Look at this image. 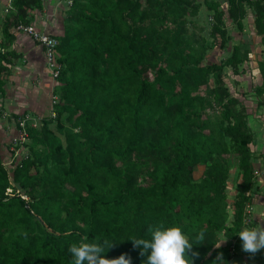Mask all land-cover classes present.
Returning a JSON list of instances; mask_svg holds the SVG:
<instances>
[{
	"label": "trees",
	"instance_id": "obj_1",
	"mask_svg": "<svg viewBox=\"0 0 264 264\" xmlns=\"http://www.w3.org/2000/svg\"><path fill=\"white\" fill-rule=\"evenodd\" d=\"M193 2L72 0L59 38V102L54 118H43L37 132L29 129L43 148H32L15 167L19 190L0 156V264H72L71 244L103 240L113 242L105 258L126 255L131 264H144L151 249L142 256L130 239H151L148 228L160 223L182 229L193 243V264H233L220 235L235 240L245 229L256 175L253 134L223 68L236 74L247 56L234 46L222 64L197 66L184 38L183 15ZM226 2L224 11L204 0L210 34L222 48L226 15L242 30L250 10L264 34V0ZM32 9L42 10L43 0H13L0 28V97L18 58L11 49L15 31L31 24ZM208 78L213 87L206 98L200 87ZM256 92L264 93V81ZM63 116L70 127L65 146L49 128L53 122L61 128ZM231 153L239 156L241 182L228 225ZM199 164L205 170L195 180ZM257 264H264V249Z\"/></svg>",
	"mask_w": 264,
	"mask_h": 264
},
{
	"label": "rangeland",
	"instance_id": "obj_2",
	"mask_svg": "<svg viewBox=\"0 0 264 264\" xmlns=\"http://www.w3.org/2000/svg\"><path fill=\"white\" fill-rule=\"evenodd\" d=\"M44 1V0H43ZM57 3L61 2L63 9L61 13L65 19L68 9L71 7L72 0H56ZM218 2L221 9L227 11L226 0H214ZM12 9L10 10V12ZM44 12L42 10L32 9L29 12L31 22L33 21V12ZM247 16L243 20V29L240 30L235 23H233L228 16H225V25L228 34V41L224 48L221 47L220 42L214 39L210 32L212 27V13L204 5V0H194V2L188 7V12L183 15L185 21V34L184 38L192 45L194 56L198 60L197 66L207 67L210 64H222L224 60L229 58L233 52L234 46L240 48V53L247 56L246 62L240 65L238 73H234L229 67L223 68V77L225 86L228 88L232 97L239 101V110H243L249 124L251 133L253 134V142L251 144L252 149V162L255 171L259 172L260 176H256V180L252 186V199L251 203L247 206L246 210V227L254 228L258 224L264 226V93L258 94L256 87L260 86L264 81V34L257 32L254 24V16L250 10H248ZM9 13H7L2 19H0V28L2 27L5 19ZM169 26H172L169 24ZM63 28L65 29V23L63 20ZM28 36L20 37L16 36V40L11 49L15 50L18 54V58L15 61L14 66L11 68L6 78V87L10 92L21 94H28L33 92L36 87L39 91L45 92V87L49 92L50 106L47 112L41 113H24L13 118L14 121H6L3 129L5 133L0 135V156L4 162V166L9 172L11 181L13 182L15 189L19 190V185L13 181V172L15 165H10V148L13 146L12 136H16V124L22 117L29 116L30 129L39 131L42 126V119L45 117L54 118L53 110L54 106L59 102V86L58 79L54 80L50 74V71L46 65L48 79L44 80L43 74V56L38 54L35 50L38 45L31 41H27ZM3 40V34L0 30V41ZM46 64V62H45ZM51 80V81H50ZM53 81V82H52ZM52 82V85L49 84ZM213 87V79L208 78L203 81V85L200 87L202 95L206 98L209 96V90ZM0 97V118L5 117V107L3 100ZM209 105V104H208ZM206 106V111L210 115H215L216 109H212V106ZM13 116V115H12ZM3 125V124H2ZM49 128L61 139L65 144V135L70 133V127L66 121V116L62 118V127L58 128L56 123L53 122L49 125ZM77 132V131H74ZM35 132L31 134L29 141L25 145V151L30 154L32 148L42 149L41 145H35ZM229 161V177L226 184L227 202H228V225L233 219V201L236 195V187L241 182V173L238 169L239 156L231 153L226 156ZM205 170L204 164H199L194 168V179L199 180ZM226 239V240H225ZM225 240V241H224ZM220 244L230 246V251L233 254V264H257L258 252L253 256L242 250V240L238 236L235 240H229L223 235H220ZM224 241V242H223Z\"/></svg>",
	"mask_w": 264,
	"mask_h": 264
},
{
	"label": "clouds",
	"instance_id": "obj_3",
	"mask_svg": "<svg viewBox=\"0 0 264 264\" xmlns=\"http://www.w3.org/2000/svg\"><path fill=\"white\" fill-rule=\"evenodd\" d=\"M148 232L151 239H130L134 247L142 248L140 253L142 256L151 249V254L148 255L144 264H193L192 257L188 255L193 243L190 242L180 227L165 229L163 223H160L159 225L150 226ZM238 235L243 242V251L254 256L261 249H264V226L258 224L254 228H245L239 231ZM198 239L204 240L203 232L200 233ZM216 246L219 247L220 244ZM112 247V241L103 240L96 243H73L68 251L73 257L72 264H131V259L126 258V255H121L115 259L105 258L103 254L107 253ZM220 259L218 256L217 260ZM221 264H223L222 261Z\"/></svg>",
	"mask_w": 264,
	"mask_h": 264
},
{
	"label": "crops",
	"instance_id": "obj_4",
	"mask_svg": "<svg viewBox=\"0 0 264 264\" xmlns=\"http://www.w3.org/2000/svg\"><path fill=\"white\" fill-rule=\"evenodd\" d=\"M12 1L13 0H0V19H2L7 13H10V10L12 9ZM43 8V13L41 11H37L38 13L35 11L33 12L35 18L31 23L34 24L39 30L56 35L60 38L64 34V18L60 11L63 9L61 2L57 3L56 0H44ZM15 36L25 37L26 35L15 32ZM26 40L31 41L28 38H26ZM33 51H36L38 54H42L43 56V74L45 75L44 80L47 81L48 73L42 49L40 46H38ZM52 82H49V84L52 85ZM45 89V92H41L39 91L38 87H36L33 92L29 93V97H27L28 94H24L22 92L21 94L19 92H10V90H8L5 85V96L1 98V100H3V105L6 110L5 117L0 118V135L5 133L3 126L6 124V121L13 122V118L17 119L16 117L24 113H41L43 111H48L50 106L48 91H50V87L49 90L46 87Z\"/></svg>",
	"mask_w": 264,
	"mask_h": 264
},
{
	"label": "built area",
	"instance_id": "obj_5",
	"mask_svg": "<svg viewBox=\"0 0 264 264\" xmlns=\"http://www.w3.org/2000/svg\"><path fill=\"white\" fill-rule=\"evenodd\" d=\"M16 33L24 34L28 36L33 42H35L42 49L46 65L50 71V74L54 80L58 79L63 66L59 61L58 48L60 46V39L56 35H52L39 30L34 24L19 25L15 31ZM30 117H22L14 124L16 128V136H12L13 146L10 148V165L14 164L20 166L21 163L28 159L29 155L25 151V145L30 139ZM256 176H260L259 172L255 171Z\"/></svg>",
	"mask_w": 264,
	"mask_h": 264
}]
</instances>
